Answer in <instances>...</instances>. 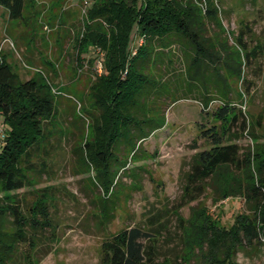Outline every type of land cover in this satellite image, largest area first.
<instances>
[{"label":"trees","instance_id":"trees-1","mask_svg":"<svg viewBox=\"0 0 264 264\" xmlns=\"http://www.w3.org/2000/svg\"><path fill=\"white\" fill-rule=\"evenodd\" d=\"M34 4L0 0L15 22H26L24 12ZM222 4L88 0L77 39L78 65L83 66L88 54L97 70L102 65V74H96L90 86L91 107L82 108L88 114L87 134L75 152L80 153L84 173L94 174L90 179L101 187L104 204L112 201L120 170L138 162L142 142L166 124L163 115H153L151 105V99L163 92L164 81L157 73L162 68H148L150 63L163 61V53L175 45L183 47L187 90L202 89V110L211 119L210 124H199V136L209 147L193 155L173 211L180 264H188L191 254L198 255L200 264H239L241 248L264 237V117L247 110L254 84L246 73V67L264 56V43L249 44L253 31L244 22L238 34L226 32ZM55 90L42 73L22 80L0 55V264H14L21 246L35 251L41 232L52 227L48 195L24 208L16 192L31 184V152L45 141V124L55 123ZM212 104L216 109L210 113ZM245 136L252 144L243 147L237 140ZM209 190L215 203L241 198L247 212L236 215L230 226L213 218L200 202L188 218L180 214ZM116 202L102 208L103 221H110ZM159 217L150 218L148 228H126L104 242L100 264H167L166 259L154 261L157 235L160 228L167 229ZM30 256L26 258L33 264Z\"/></svg>","mask_w":264,"mask_h":264},{"label":"rangeland","instance_id":"rangeland-1","mask_svg":"<svg viewBox=\"0 0 264 264\" xmlns=\"http://www.w3.org/2000/svg\"><path fill=\"white\" fill-rule=\"evenodd\" d=\"M222 1L226 32L238 34L244 22L253 31L249 44L264 43V0ZM34 3L24 12L26 22L11 21L8 11L0 6V55L6 57L22 80L42 73L56 89L55 123L45 124V141L31 152V184L16 192L24 208L39 196L48 195L52 227L41 232L35 251L21 246L14 264H29L28 254L33 264H100L104 242L126 228H148L149 219L156 216L167 229L160 228L162 233L157 235L154 261L162 263L166 259L167 264H180L178 222L173 211L193 155L209 147L199 136V124H210L211 119L202 110V89L197 87L193 93L187 90L183 47L173 46L163 53V61L158 59L148 67L162 68L157 73L164 81L163 92L151 99V105L153 115H163L166 124L142 142L140 160L129 162L126 169L120 170L115 195L106 206L100 199L101 187L90 179L94 174L84 173L80 153L75 152L87 134L88 114L82 108L91 107L90 86L96 74H102L95 68L96 63L90 64L91 54L83 59L82 67L76 59L77 39L87 16L85 0ZM227 38L233 44L234 39L229 35ZM138 39L136 36L133 41L134 52ZM246 68L254 84L247 110L264 117V56ZM214 109L216 104L208 111L212 113ZM237 143L243 147L252 144L246 136ZM114 201L117 208L110 221L105 222L102 208H110ZM199 202L225 226H230L239 213L247 212L241 198L215 203L209 190L200 201L180 209V214L188 218L191 208ZM197 256L189 255L188 264H200ZM237 261L264 264V237L243 246Z\"/></svg>","mask_w":264,"mask_h":264},{"label":"built area","instance_id":"built-area-1","mask_svg":"<svg viewBox=\"0 0 264 264\" xmlns=\"http://www.w3.org/2000/svg\"><path fill=\"white\" fill-rule=\"evenodd\" d=\"M73 1V0H72ZM88 0H85V8H87ZM99 70L102 72V65L99 63Z\"/></svg>","mask_w":264,"mask_h":264}]
</instances>
